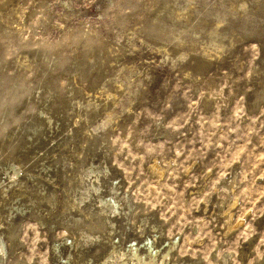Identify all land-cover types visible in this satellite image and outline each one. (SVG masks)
<instances>
[{
  "label": "rangeland",
  "instance_id": "374dc122",
  "mask_svg": "<svg viewBox=\"0 0 264 264\" xmlns=\"http://www.w3.org/2000/svg\"><path fill=\"white\" fill-rule=\"evenodd\" d=\"M0 245L264 264V0H0Z\"/></svg>",
  "mask_w": 264,
  "mask_h": 264
},
{
  "label": "bare ground",
  "instance_id": "6f19581e",
  "mask_svg": "<svg viewBox=\"0 0 264 264\" xmlns=\"http://www.w3.org/2000/svg\"><path fill=\"white\" fill-rule=\"evenodd\" d=\"M152 169H154V165L152 166ZM154 173V172H153ZM2 245V244H1ZM0 245V249H1ZM152 252V251H150ZM152 255V254H151ZM147 257V259L140 257L135 249L131 250V258L128 261L120 260L119 262H113V258L118 257V255H115L113 252L108 256V259L105 261L106 264H162L161 262L155 261V257ZM123 256V254H121ZM165 258V257H163ZM112 260V261H109Z\"/></svg>",
  "mask_w": 264,
  "mask_h": 264
}]
</instances>
